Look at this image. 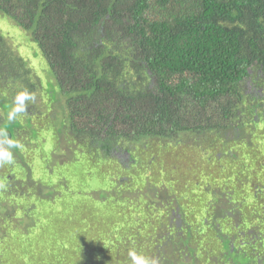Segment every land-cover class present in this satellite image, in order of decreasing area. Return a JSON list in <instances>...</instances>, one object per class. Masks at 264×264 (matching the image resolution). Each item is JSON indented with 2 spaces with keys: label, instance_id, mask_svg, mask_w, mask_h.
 <instances>
[{
  "label": "trees",
  "instance_id": "obj_1",
  "mask_svg": "<svg viewBox=\"0 0 264 264\" xmlns=\"http://www.w3.org/2000/svg\"><path fill=\"white\" fill-rule=\"evenodd\" d=\"M0 115V264H264V0H0Z\"/></svg>",
  "mask_w": 264,
  "mask_h": 264
},
{
  "label": "clouds",
  "instance_id": "obj_2",
  "mask_svg": "<svg viewBox=\"0 0 264 264\" xmlns=\"http://www.w3.org/2000/svg\"><path fill=\"white\" fill-rule=\"evenodd\" d=\"M35 96L28 93H20L15 100V106L8 113V120H15L16 117L26 112L27 105L25 101H34ZM0 167L11 165L14 163V155L11 151L12 148L18 147L16 142L7 137L6 132H0ZM131 264H160L158 257L146 256L142 253H138L136 250H130L128 253Z\"/></svg>",
  "mask_w": 264,
  "mask_h": 264
},
{
  "label": "rangeland",
  "instance_id": "obj_3",
  "mask_svg": "<svg viewBox=\"0 0 264 264\" xmlns=\"http://www.w3.org/2000/svg\"><path fill=\"white\" fill-rule=\"evenodd\" d=\"M54 111H55V109H54ZM22 117H24V115H20L19 116V118H22ZM23 123H24V121H23ZM182 151L183 150L178 151V153L180 154ZM153 153H154L153 151H150L149 152V155H151V157L147 159V162L153 161L154 157H157L156 154H154V156H153L152 155ZM177 158L178 157L173 154V156H171V155H170V157L165 156L163 159H164V163L167 165V167H168L169 170H177L179 172V175L180 176H183V175H188L189 176L190 174L187 171V168L191 167L192 164H188L187 163V159H178L177 160ZM179 158H182V157H179ZM193 166L194 167H197V168L204 169L205 163L203 161H200V163H198V161H195L193 163ZM11 174H12V177H13V175H15L16 172H13ZM21 213H22L21 215H23V212H21ZM97 232H99V228L98 227L91 228V237H93V239L99 237V235H98ZM104 232H106V231H104ZM94 233H96V234H94ZM81 237H83V238H81V240L79 242H76L77 246H79L80 244H82L84 247H87L89 245V240H88V237L89 236L88 235H81ZM103 238H104V236H103ZM78 240H79V238H78ZM78 243H79V245H78ZM67 259L69 260L70 258L69 257H66V260ZM78 259H80V258L79 257H71L70 260H78ZM41 261H43L45 263V257ZM35 264H41V263H39V262L36 263L35 262Z\"/></svg>",
  "mask_w": 264,
  "mask_h": 264
}]
</instances>
